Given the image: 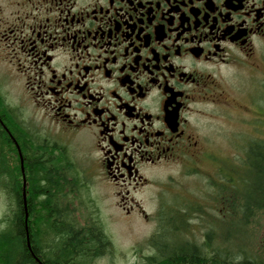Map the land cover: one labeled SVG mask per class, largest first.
I'll list each match as a JSON object with an SVG mask.
<instances>
[{
	"label": "flooded vegetation",
	"instance_id": "flooded-vegetation-1",
	"mask_svg": "<svg viewBox=\"0 0 264 264\" xmlns=\"http://www.w3.org/2000/svg\"><path fill=\"white\" fill-rule=\"evenodd\" d=\"M0 143L18 166L6 180L31 183L35 162L57 163L59 186L37 193L79 226L89 183L126 215L189 221L190 198H162L171 168L209 176L226 207L228 178L264 149V0H0ZM14 191L12 214H27L35 192ZM33 252L27 264H44Z\"/></svg>",
	"mask_w": 264,
	"mask_h": 264
},
{
	"label": "rangeland",
	"instance_id": "rangeland-1",
	"mask_svg": "<svg viewBox=\"0 0 264 264\" xmlns=\"http://www.w3.org/2000/svg\"><path fill=\"white\" fill-rule=\"evenodd\" d=\"M8 97V103L13 104L15 101L12 94L10 93ZM81 151L83 149L79 147H71L70 151L73 161L80 169H82V164L84 165L79 155ZM10 152L11 149L9 147H0V157L3 158V163L0 162V229L5 228L3 219L11 218L12 216L10 205L11 202L14 204V190L20 189L21 185H23V189L30 190L32 188L27 177L22 174L21 178L18 171H16V179L6 180L4 178V173L1 170H14L18 167ZM201 169L215 177L213 175V166L204 163ZM225 169L226 173L233 174L236 178L239 173H236L235 170L240 169V167L236 163H228ZM240 170L242 171L240 172L242 178L234 180L228 178L227 187L225 188L226 190L230 189V193L236 198H238L235 195L236 191H239L238 186L241 187L239 193H244L246 191L245 188L243 189V187H246L245 179L247 177L252 178V175L245 171L244 167ZM176 172L172 168L163 170L164 175L169 173L174 180L172 181V187L168 188L169 191L163 192L162 198L164 203L168 204V207L176 204L174 201L177 195L179 200L190 198L189 200H192L194 204L191 215H189V221H186L184 216H182V220L179 217H173L169 209L162 212V215L164 214L163 219L159 216L150 221L149 219L148 221L144 220L137 213L126 215L113 205L114 200L112 201L110 197L106 196V193L98 185L89 183L87 187L83 186L81 193L90 209L88 212L79 213L76 219L80 222L81 227L94 225L100 228L108 240V245L103 250L104 252L96 258H92L87 264H144L145 257L150 255L153 250L150 248L149 243L154 239L158 230L157 240L159 239V243L167 240L171 243L183 245L188 243L186 240H189V242H192L191 244L195 243L197 246L203 245L206 241L205 235L212 230L213 235L209 240L212 239L215 245L214 248L223 247V250L225 249L226 251L229 240L233 242L231 243L233 249L238 247V249L241 248L252 256L264 258V197L262 202L253 203V205L249 206L251 215L249 218L246 217L244 219L243 216L245 215L238 210V207L236 210L234 208L227 209V196L224 204L226 207H223V203H221L217 194L218 188L215 190L211 189L206 181L210 180L209 176L202 172L177 176ZM6 185L9 189L3 192L2 189L6 188ZM246 194L244 195L245 197H247ZM179 195H182V198ZM241 196L242 198L244 197L243 194ZM43 200L44 197L39 195L33 197L34 206H38V211L42 215H46L45 210L40 208ZM148 203H143L144 208L147 214L154 215L156 207L153 203ZM253 206H257V209H252ZM69 215L73 214L69 213ZM227 222L230 223L228 226L233 231H236L229 238L227 237L228 231H224L227 228ZM27 224H29L28 221ZM39 233L41 234H39L38 239L35 237L34 241L41 250L45 251L48 248L47 246H52L54 239H51V236L47 235L46 232L45 234L41 231ZM164 236L166 239H161ZM208 256H212L210 251ZM27 263L29 261L21 264ZM0 264H2L1 260Z\"/></svg>",
	"mask_w": 264,
	"mask_h": 264
},
{
	"label": "trees",
	"instance_id": "trees-1",
	"mask_svg": "<svg viewBox=\"0 0 264 264\" xmlns=\"http://www.w3.org/2000/svg\"><path fill=\"white\" fill-rule=\"evenodd\" d=\"M56 164L52 161L47 164L35 162L32 168V172L35 173L33 172V176H31V189L35 192V196L38 195V190H43L52 183H57L59 186L61 178L54 179L53 172L49 170V167L53 169ZM247 172L253 177L245 179L246 187L243 189L245 188L246 191L244 193H239V189L235 193L238 196L236 198L230 193V189L226 190L227 209L234 208L236 210L238 207V210L245 215L244 219L251 215L249 206L262 202L264 197V149L262 147L257 149L255 161L248 166ZM245 193H247V197L244 196ZM217 194L219 196V193ZM56 203L50 196L44 198L40 208L45 210L46 215H42L38 211V206L33 205L29 208L26 222L25 214L21 210L14 212L11 218L3 219L5 228L0 229V260L2 264L26 263L30 261L29 252L33 251L39 255L44 264H87L92 258H96L104 252L108 240L100 228L94 225L89 227L88 225L82 227L77 225L74 218H69L71 217L70 212ZM228 225L230 223L227 222V228L224 231H228L227 237L229 238L236 231H233ZM24 227L26 229L28 227L30 232L28 236L32 242H35V237L38 239L40 231L44 234L46 232L51 236V239H54L52 246H47L48 248L43 251L35 242L33 251L28 252L25 245ZM212 235V230L207 232L206 241L200 246L195 243L178 245L163 241L164 245L160 247L154 237L149 243L150 248L153 249L152 253L145 257L144 264H264V258L252 256L238 247L233 249L231 246L233 242L229 240L226 251L223 250V247L214 248L212 239L209 240ZM209 251L212 254L210 257L208 256Z\"/></svg>",
	"mask_w": 264,
	"mask_h": 264
},
{
	"label": "water",
	"instance_id": "water-1",
	"mask_svg": "<svg viewBox=\"0 0 264 264\" xmlns=\"http://www.w3.org/2000/svg\"><path fill=\"white\" fill-rule=\"evenodd\" d=\"M22 170V169H21ZM23 195H24V193H23ZM26 219H27V214H25V222H26ZM27 246H28V248L30 247V245H29V242L27 241Z\"/></svg>",
	"mask_w": 264,
	"mask_h": 264
}]
</instances>
